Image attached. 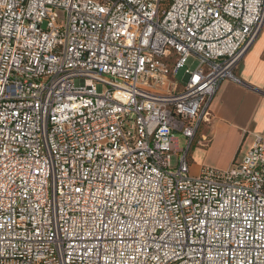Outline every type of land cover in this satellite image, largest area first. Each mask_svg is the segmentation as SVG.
<instances>
[{
	"label": "built area",
	"instance_id": "built-area-1",
	"mask_svg": "<svg viewBox=\"0 0 264 264\" xmlns=\"http://www.w3.org/2000/svg\"><path fill=\"white\" fill-rule=\"evenodd\" d=\"M263 28L264 0H0V264H264V134L188 160Z\"/></svg>",
	"mask_w": 264,
	"mask_h": 264
},
{
	"label": "crops",
	"instance_id": "crops-1",
	"mask_svg": "<svg viewBox=\"0 0 264 264\" xmlns=\"http://www.w3.org/2000/svg\"><path fill=\"white\" fill-rule=\"evenodd\" d=\"M235 77L224 80L212 100V123L205 124L201 133L209 136V142L198 148L205 157L224 155L228 165L243 157L256 134H264V28L235 70ZM202 166H195L196 173Z\"/></svg>",
	"mask_w": 264,
	"mask_h": 264
},
{
	"label": "rangeland",
	"instance_id": "rangeland-1",
	"mask_svg": "<svg viewBox=\"0 0 264 264\" xmlns=\"http://www.w3.org/2000/svg\"><path fill=\"white\" fill-rule=\"evenodd\" d=\"M59 15H60L59 22L64 23L65 15L63 11H60ZM196 65H197L196 60L194 59L189 60L188 66L194 68ZM184 71H185V68H182L178 71V73L176 74L177 80H181V81L183 80ZM101 89L102 87L99 86V90ZM204 131H205V124H202L200 128V132L198 136L196 137L195 142L189 152L188 160L191 165L192 174L196 173L195 166L199 164L210 166V167L217 168V169H226L230 166L228 165L230 162H227V158L224 155L220 153H214V154L209 155L208 157H205L204 153L198 150V148H200V145L198 144V140L201 138V133H203ZM175 136L179 138V148L180 149L185 148L186 147L185 137L180 133H175Z\"/></svg>",
	"mask_w": 264,
	"mask_h": 264
}]
</instances>
